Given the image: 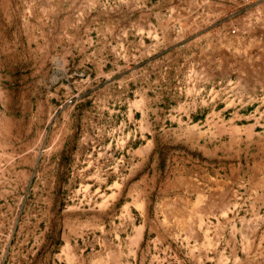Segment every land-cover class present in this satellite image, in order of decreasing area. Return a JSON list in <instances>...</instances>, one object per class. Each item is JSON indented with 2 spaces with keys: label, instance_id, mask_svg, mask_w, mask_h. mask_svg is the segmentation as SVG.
<instances>
[{
  "label": "rangeland",
  "instance_id": "374dc122",
  "mask_svg": "<svg viewBox=\"0 0 264 264\" xmlns=\"http://www.w3.org/2000/svg\"><path fill=\"white\" fill-rule=\"evenodd\" d=\"M0 152V264H264V0H0Z\"/></svg>",
  "mask_w": 264,
  "mask_h": 264
},
{
  "label": "crops",
  "instance_id": "0c3cea01",
  "mask_svg": "<svg viewBox=\"0 0 264 264\" xmlns=\"http://www.w3.org/2000/svg\"><path fill=\"white\" fill-rule=\"evenodd\" d=\"M202 57L204 58V53H202ZM200 140L201 139L199 138L197 143H196V146L199 144L198 145V147L200 148V149H198V151H200L199 155H201L200 158L203 159L204 158V148H203V145H200V143H199ZM8 154H10V152ZM56 154L58 157L59 156V150L56 151ZM1 155L2 154L0 152V156ZM43 156H44V153L42 154V162H43ZM121 157H122V154H121ZM201 163L204 164V159L201 160V162H199L198 165L195 163H191L189 166H187L185 163V167H182V168H184V173L187 174L185 179H187V180L193 179L194 181L200 182V184H198V186H195V188L199 191L197 194V197H199L200 199H204V167L200 166ZM196 165L200 168V170L196 167ZM105 171L106 170H104V171L102 170V172H105ZM159 171L161 172V170H159ZM17 173H18V170H17L16 165L14 166V168L12 170L11 169L8 170L9 180L12 181L14 184L17 183V181H16ZM20 173L27 174L28 169H21ZM193 176H195V177L193 178ZM199 177H200V181H199ZM94 182L97 183V186H95V189L104 190L101 198L97 201V204L104 207V213L105 214L104 215L100 214L98 217L90 216V218L88 220V222H89L88 226L95 227L96 228L95 230H97V227L99 226V228H101L99 233H101L103 238H107V235L112 234V229L110 227H111L112 222H115L114 220L111 219V215L107 214L108 210L113 206V204L117 205L118 203H120L121 220L119 223H120V226H122L126 222V227H127L128 212H126V215L124 214V217H123L122 208L124 206V208L126 207L125 208L126 211L128 209L129 171H128V169H125V171L123 173V170L120 168V171L117 172L115 176H112L110 174V172L107 173L105 176H102L101 171H100L99 172V179L97 181H94ZM94 182H92V183H94ZM170 186H171V184H170ZM170 188H173V186H171ZM175 188H179V187L176 186V187H174V189ZM188 188H189V186H185V189H188ZM123 190L125 192L124 204H123V197H122ZM114 194L116 196L119 195V199L117 200L116 203H114V200H113ZM168 199H172V197H169ZM166 204L170 205L171 202L168 201V202H166ZM123 219L125 222H123ZM60 227H61V225H58L56 230L59 231ZM80 230H81L80 225L77 222L76 224L73 225V227L70 231L72 233L71 234L64 233V235L68 239H70V238L78 235V233H80ZM60 232L63 234V232H65V231H63V229H62V231H60ZM94 232L96 233V231H94ZM50 233H54V231L53 230L49 231L47 229H46V231H43V233H42L43 239H45V238L47 239V237H50ZM118 234H120L119 236H121V238L125 239L124 241L121 242V246L126 249V252H129V248L134 247L135 242H137L139 244L142 241V239L144 238V230L143 229H139V231H136L134 235L132 234L133 235L132 237L129 235L128 230L124 231V234H123V229H121ZM130 237H131V240H130ZM50 239H52V237ZM50 243H51V241L50 242L47 241V244H48L47 248L48 249L50 246H52V244H50ZM65 248L67 249L68 253L65 251L63 258H64V256H68L69 259H71V257L73 259L77 258V256L74 253V246L73 245L66 243ZM136 248L138 250L139 245ZM47 253L49 256H52V257H54V256H57L58 258L62 257L61 253L53 254V252H51L50 250H48ZM73 263L75 264V262H73Z\"/></svg>",
  "mask_w": 264,
  "mask_h": 264
}]
</instances>
